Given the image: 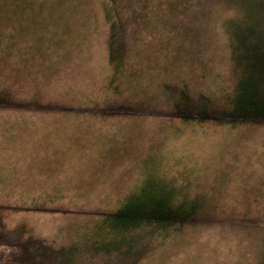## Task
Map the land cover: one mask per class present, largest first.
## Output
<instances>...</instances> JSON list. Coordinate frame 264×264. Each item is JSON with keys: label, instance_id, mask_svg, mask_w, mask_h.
Wrapping results in <instances>:
<instances>
[{"label": "rangeland", "instance_id": "obj_1", "mask_svg": "<svg viewBox=\"0 0 264 264\" xmlns=\"http://www.w3.org/2000/svg\"><path fill=\"white\" fill-rule=\"evenodd\" d=\"M236 1L115 0L127 40L115 76L124 88L119 96L144 102L150 112L119 125L120 157L130 163L123 167H101V172L68 161L44 165L39 156L16 167L13 159L0 157L2 202L33 207L45 201L72 210L27 214L36 237L105 249L119 255L116 264H125L126 254L129 264H264V125L186 122L165 115L170 93L164 84L186 85L193 95L228 92L234 78L223 22L237 16ZM109 2L0 0V88L13 82L23 97L15 99L34 106L0 110V147L11 143L7 138L19 111V121L26 123L32 116L24 110L89 107L73 105L100 87L92 78L102 68V53L109 59ZM92 127L86 123L80 129ZM122 168H135L128 186L110 198L83 197L110 193L107 178L115 179ZM188 189L183 202L197 199L195 211L207 220L185 223L159 244L153 227L118 226L111 216L136 192L145 202L147 196L167 198ZM31 190L54 198L3 197ZM9 216L12 226L20 218Z\"/></svg>", "mask_w": 264, "mask_h": 264}, {"label": "trees", "instance_id": "obj_2", "mask_svg": "<svg viewBox=\"0 0 264 264\" xmlns=\"http://www.w3.org/2000/svg\"><path fill=\"white\" fill-rule=\"evenodd\" d=\"M235 3L237 16L226 18L223 22L230 49L229 68L234 78L228 92L222 96L207 93L193 95L186 85L178 87L164 84L163 89L170 93V104L166 116L186 122H212L236 126L264 125V0H240ZM251 15L254 18H250ZM119 17L115 0H110L105 6V18L111 28L108 43L109 63L114 68L116 76L121 71L120 67L127 52V40ZM116 79L115 76L112 77L109 83L114 85L117 82ZM111 91L117 93L118 88L115 87ZM110 96L111 100H105L92 107L54 110L99 112L121 116L150 112L145 109L144 102L126 104L113 99L118 98L117 95ZM15 97H17L16 93L10 86L1 87L0 110L34 108L31 103L27 105L17 101ZM154 113L161 115L159 112ZM136 193L125 199L111 216H114L115 224L118 226H130L136 229L139 227L141 229L142 225L153 227L156 237H159L156 238L157 244L185 223L193 224L207 220L200 218V214L195 211L198 209L195 206L197 199L189 200L188 204L183 202L189 196L184 197L186 192L182 190H179L176 195L174 192L167 198L153 199L147 196L145 202H142L140 196L135 195ZM27 197L22 199L54 198L49 193H31ZM0 201V248H4L3 251L0 250V264H116L115 259L119 255L109 254L105 249L93 251L73 242L58 245L56 240L36 237L29 220L25 217L13 226L9 224V215L14 213L27 215L35 212L47 215L68 213L72 210L55 203L45 204V201L33 207ZM145 237L153 240L148 233ZM126 255L124 263L129 264L130 260ZM132 264L140 263L135 261Z\"/></svg>", "mask_w": 264, "mask_h": 264}, {"label": "crops", "instance_id": "obj_3", "mask_svg": "<svg viewBox=\"0 0 264 264\" xmlns=\"http://www.w3.org/2000/svg\"><path fill=\"white\" fill-rule=\"evenodd\" d=\"M98 61L102 68H99V71H97L96 76L93 77L92 80L98 79L100 84L99 89L95 90L91 95L87 94L84 99L75 100L73 106L82 104V102L89 106L100 104L105 100H111L112 98L110 95H117L116 97L118 98H113L115 100H119L126 104H132V102H126L120 98V93H124L122 85L119 88L117 82H115L114 85L109 83V77H114L116 75L113 70L114 68L109 63L108 55L102 53ZM13 85V82L7 84V86L11 88ZM108 87H110L111 90L118 87L117 93H113L111 90L104 91ZM18 90L19 89L14 88L17 98H21L22 95L18 94ZM107 91L108 96L102 99ZM24 111H26L24 112L26 113L25 115L32 116V120H26V123H21L19 119L23 111L17 112L16 117L13 119L14 123L11 126L9 137L7 138L11 143L0 147V157L13 159L15 161L13 163L16 167H26L32 160H36L37 156L44 160V165H60L66 164L68 161L69 165H74L76 168L86 165L85 167L95 168L98 171H101V167H123L130 164L127 160L120 157L122 152L118 145L121 138L118 132L119 125L125 122L134 123L135 120H139L142 117L140 114L121 116L72 110ZM86 123L93 127L87 128L85 132H83L80 127L82 124ZM14 172L15 169L13 175ZM134 174L135 168H122L115 179L109 180L107 178V180L113 184L111 188L105 186V178L101 181L104 188H107L106 191H111L110 193L105 195L96 194L94 196L85 195L83 197L110 198V195L115 192V190L122 186H128L130 181L133 180ZM47 188L49 189L50 187ZM189 191V189L184 191L186 192L184 197H188ZM31 193L39 192H32L31 190L24 191V194H15L12 195V197L4 195L3 197L22 199L28 198L27 196L31 195ZM16 215L17 217L19 216V214ZM24 217L26 219L28 218L27 215H23L17 221H21ZM17 221L15 220V224Z\"/></svg>", "mask_w": 264, "mask_h": 264}]
</instances>
